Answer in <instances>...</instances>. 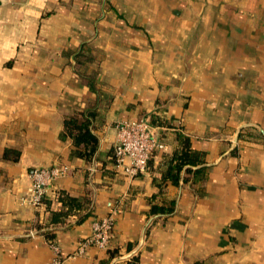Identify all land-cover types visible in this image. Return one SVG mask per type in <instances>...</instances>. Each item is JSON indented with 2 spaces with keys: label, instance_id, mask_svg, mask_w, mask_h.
Wrapping results in <instances>:
<instances>
[{
  "label": "crops",
  "instance_id": "0c3cea01",
  "mask_svg": "<svg viewBox=\"0 0 264 264\" xmlns=\"http://www.w3.org/2000/svg\"><path fill=\"white\" fill-rule=\"evenodd\" d=\"M81 111L87 157L63 134ZM141 117L164 146L131 174L114 123ZM183 144L201 162L175 176ZM54 164L42 203L21 201ZM112 208L107 245L75 254ZM57 258L264 264V0H0V264Z\"/></svg>",
  "mask_w": 264,
  "mask_h": 264
},
{
  "label": "built area",
  "instance_id": "2783aa9c",
  "mask_svg": "<svg viewBox=\"0 0 264 264\" xmlns=\"http://www.w3.org/2000/svg\"><path fill=\"white\" fill-rule=\"evenodd\" d=\"M114 126L116 139L113 143V157L117 163L126 160L125 168L131 174L145 170L152 153L155 150L162 149L164 146L152 130L146 117L119 119L114 123ZM64 172V164L33 168L30 172V192L28 196L21 197V201H25L33 207L39 206L52 181L64 174ZM115 213L116 209L112 208L102 217L93 219L90 222V232L78 243L75 254L82 253L89 245H94L98 248H104L107 245ZM50 247L56 253H59V248L56 244L50 243ZM51 264H61V259L57 258Z\"/></svg>",
  "mask_w": 264,
  "mask_h": 264
},
{
  "label": "trees",
  "instance_id": "16d2710c",
  "mask_svg": "<svg viewBox=\"0 0 264 264\" xmlns=\"http://www.w3.org/2000/svg\"><path fill=\"white\" fill-rule=\"evenodd\" d=\"M80 117H78L75 114L67 115L63 119V134L65 133L67 136H69L72 139L73 145L75 146V152L78 153V155H82L84 157H87L89 154H91L96 146V137L95 135L90 131L88 127V114H84L82 111L78 112ZM179 148L177 151H173V157L175 159L174 163L171 165V168L174 169L176 172L175 176L178 173V170L184 163H190V164H197L201 161L197 158V152L190 149L188 146H184ZM81 146V149H78ZM83 150V151H82ZM6 153V149H5ZM204 167H197L192 170L189 168L187 169L192 173V175H196L197 172L201 171ZM168 173V172H167ZM171 176V180H175V177L172 176V174H169ZM44 197L42 198V200ZM65 202L68 204H73L76 202V199L72 196L64 195ZM51 212V219L53 221H56L57 217L61 214V212ZM136 260L134 257H132V261ZM127 264H135L134 262L127 263Z\"/></svg>",
  "mask_w": 264,
  "mask_h": 264
}]
</instances>
